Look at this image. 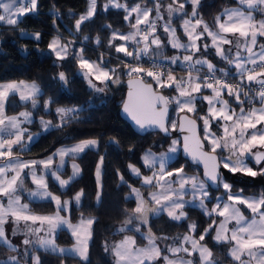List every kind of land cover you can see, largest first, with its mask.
I'll use <instances>...</instances> for the list:
<instances>
[{"label": "snow or ice", "instance_id": "obj_1", "mask_svg": "<svg viewBox=\"0 0 264 264\" xmlns=\"http://www.w3.org/2000/svg\"><path fill=\"white\" fill-rule=\"evenodd\" d=\"M200 3L201 0H183V2L172 0L165 5L163 0H153V7H148L140 4L129 6L127 2L108 0L104 5L105 11L109 7L123 9L126 21H130L134 16L135 22L131 23L133 31L119 35L113 33L114 40L124 43L112 45V41H109L116 53H123L131 60H120L123 69L118 70V68H108L110 61L103 56L100 63L90 62L84 57L83 49H80L74 57L81 70L80 74L87 80L90 89L98 93L103 92L109 82L120 83L121 74L127 75L130 91L123 110L141 130L155 128L167 135L170 130L179 129L181 133H187L183 136V152L193 163L203 165V179L199 175H187L183 166L169 170L171 157L179 151L177 139L171 141L167 152L156 154L149 149L144 153L143 165L151 172L150 175H143L140 168L129 164L130 173L141 181L142 187L159 190L150 193L151 201H149L142 196L140 189L131 188V193L136 198V206L133 214L124 221L120 231H125L127 226L133 225L134 222H136L135 231H140V225H146L150 215L159 216L162 213H166L173 221H182L186 219L184 209L192 206L201 209L204 215L210 218L214 215L223 218L219 223L212 219L198 239L184 235L179 246H167V252L171 253L172 258L162 255L163 250L156 244L157 238L150 230L147 234L149 243L146 247L134 249L135 240L131 236H126L120 244L112 248L116 264H145V262L155 264L160 259L164 264H196L193 259H185L178 255L180 253L187 254L188 257L198 253L199 264H216L213 253L201 243L205 240V236L213 231V225H216L213 239L217 243L234 242L230 255L236 264H264V191L252 196H245L242 190L234 191L233 185L228 182L225 172L222 171L226 170L233 175L241 173L252 178L264 176V151L258 150L264 149V43H260L258 39L264 38V0H239V7L224 10L223 15L226 19L223 22L220 17L216 18L218 30L215 31L199 18L197 9ZM186 4L192 7L190 17L185 11ZM96 9L97 0H88L86 14H82L76 20L77 30L83 22L93 17ZM37 10L38 0H0V22L17 26V17H23ZM153 12H155L154 17H152ZM256 13L261 15L260 20L256 19ZM181 14L188 17L182 21L187 42H181L172 23L174 15ZM141 25L144 27L141 28ZM158 27L162 28L166 35L167 43L157 34ZM227 34H231L233 38H229ZM205 36L210 38V44L203 42ZM33 38L39 41L41 34L35 33ZM84 39L88 40L89 37ZM167 45H171L178 54L170 57L166 55ZM225 45L230 47L226 49ZM130 46L133 50H130ZM48 48L54 53L57 61H63L71 55L69 45H62L59 37L53 38ZM210 48L214 49V54L229 67L218 68L209 61L206 57L210 54ZM145 64L148 66L145 67ZM177 67L186 72V77L177 78L174 74ZM145 77L151 78L156 89L153 83L146 81ZM58 79L65 86L67 85L64 72L59 73ZM233 79L238 82L230 83L229 81ZM93 81H99L104 87H97ZM159 89H172L176 95L165 96ZM205 90H210V94H204ZM40 91L35 83L26 84L24 81L0 84V133L7 132L10 137L8 139L0 137V157L5 158L6 161L0 166V198H7L6 205L0 200V241L9 250L18 251L17 247L6 239L4 225L9 217L17 226L20 222H24L26 237L23 240L25 247L19 257L12 256L7 261H0V264H21L22 260L27 264V258H30L31 264H42L37 254L40 250L56 254L70 253L78 257L82 264H89L88 241L91 238L94 221L92 218L82 217L80 223L74 225L66 216H62L61 212L67 210L69 202H62L59 196L49 191L46 173L58 182L61 189H64L80 173L79 166L73 164L72 176L62 179L58 172L64 167L65 158L75 159L86 150L97 148L98 141L82 140L70 147L57 149L52 155L38 161L25 162L13 157V145H19L22 150L27 151L31 144L36 142L37 137L28 133L26 127H21L22 124L33 122L32 113L25 111L19 113V117H9L5 115V104L10 94L19 93L20 100L30 101L35 109L36 97ZM225 94L234 100L235 107L224 98ZM198 101L207 104L204 115L199 114ZM256 101L259 102L260 107L254 106ZM172 104H175L178 113L186 114L180 117L179 124L175 120L170 121L169 128L166 126V121ZM245 104L253 106L246 110ZM48 110V102H46L45 111ZM82 111V107L57 108L59 124L53 125L51 121L43 119L40 123L44 130L62 128L77 120ZM187 113H195L198 119L203 121L204 140L210 145L211 154L203 151L204 146L196 133L197 119L190 118ZM214 125L222 129V136L218 137L213 131ZM25 133H28L27 142L24 141ZM217 149L221 150L219 156ZM54 156L59 157V166L56 169L53 168ZM249 159L256 167L250 165ZM103 162L104 157L101 156L96 166L98 188L101 186ZM25 169L29 170L28 175L35 185L34 190L24 187L25 177L22 173ZM9 172L14 174L9 176ZM120 179L122 183H127L123 176ZM211 189L220 192V195L215 196V203L209 209L207 205L213 200ZM22 192H27L30 199L54 202L56 213L34 214L28 203H21ZM82 196V191L75 195L77 205L80 204ZM97 199H100L99 191ZM239 205L250 210L252 214L250 219L244 216ZM232 221L235 222V227L229 228ZM64 227L70 230L71 236L75 238L74 245L67 249L59 248L54 239L56 231ZM189 228L195 232L196 223H191ZM15 234L14 229L13 235ZM186 244L191 247H185Z\"/></svg>", "mask_w": 264, "mask_h": 264}, {"label": "trees", "instance_id": "obj_2", "mask_svg": "<svg viewBox=\"0 0 264 264\" xmlns=\"http://www.w3.org/2000/svg\"><path fill=\"white\" fill-rule=\"evenodd\" d=\"M119 2H127L128 5L141 2L150 6L153 0H119ZM106 3L108 0H97L96 13L89 20L83 22L79 30L75 27L76 20L87 11L88 0H38V10L20 20L17 26L0 23V83L25 80L36 82L42 89V94L38 97L40 103L35 109L28 101L17 102L14 108L9 107L7 111L11 113L24 108L33 110L37 118L31 123L30 129L40 131L38 122L40 116L51 119L54 124L59 123L56 107L83 108L77 120L62 128L41 132L36 142L32 143L27 151H21L20 147H17L15 151L21 153L24 158L40 159L52 154L62 145L86 139L99 140L97 149L86 150L76 157L81 166V174L65 189H61L54 179L48 176L49 189L64 199H71L70 209L63 213L72 222L76 223L82 217L93 218L94 223L88 246L89 264H116L114 253L109 246L112 242H117L125 236H132L138 246H144L147 243L143 232L135 231L136 222L127 226L125 231H120L124 226V221L133 214L136 206V199L129 198L131 188L139 187L143 191L150 188L141 186V181L130 173L128 165H135L140 168L143 175H148L151 172L143 165L142 159L147 150L150 149L158 153L165 152L170 147L171 141L177 138L181 145L177 130H170L167 135L160 131L140 135L121 117L120 108L126 95L129 79L127 75L121 74L118 84L110 82L109 93L103 95L90 89L87 80L80 74L81 70L74 58L80 49L84 50V57L101 62V56H103L104 59L110 61L107 67L118 68V70L123 69L120 60H131L123 53H116L115 48L109 44V41H112V45L120 44L121 41L113 39V33L127 32L131 27V22L124 19L123 9L109 7L105 11ZM232 6H239V1L201 0L198 13L203 20L214 25L216 18L227 7ZM187 8L192 9L191 5H187ZM182 20V14L173 20V23L178 26L179 33H183ZM25 31L31 34L40 33L41 39L37 41L31 35H21ZM54 36L68 42L71 47V55L62 62H57L55 55L48 49ZM85 37H89V39L85 40ZM164 38L167 39V37ZM165 43H167L166 40ZM166 50L170 52L173 49L167 45ZM209 53L207 57L217 64L218 68L226 67V62L214 54V49L210 48ZM147 66L145 64V67ZM182 71L184 70L177 67L174 73ZM60 72L65 73L68 81L66 86L58 79ZM145 79L147 82L154 83L151 78ZM159 91L169 97L176 95L172 89H159ZM205 92L208 93L209 90H205ZM48 98L51 99V109L46 112L44 101ZM229 101L234 107L236 106L232 98H229ZM255 104L260 105L258 101ZM170 106V121L175 120L178 124L179 116L182 113L176 111L175 104ZM251 106L253 105L245 104V108ZM197 108L199 114L204 115L207 111L206 102L198 101ZM191 115L200 122L201 135L204 139L203 121L198 119L197 114L192 113ZM213 129L220 130L215 125ZM109 141H115V143H109ZM204 141L206 149L209 150L208 142ZM217 153L220 154L219 151ZM101 156L104 157L102 184L101 188H98L96 166ZM180 166H183L188 173L203 177L202 169L185 159L181 150L179 156L169 163V170ZM64 175H70V173L66 171ZM121 176L127 183L121 182ZM225 176L229 183L237 190H242L243 194L258 195L264 191V176H259L257 180H248L231 173H225ZM81 191L83 196L80 204L77 205L75 195ZM98 191L100 192L99 200L97 199ZM26 200L34 213L51 214L57 211L56 205L52 201ZM185 210L187 217L182 221H173L164 214L159 217L150 215L147 224L157 229L158 236L161 238L163 234H175L179 231L185 233L193 222L197 225L196 234H201L213 218L204 215L203 211L196 207H186ZM213 232L214 229L205 236L203 242L211 248L217 264L232 262L233 259L228 254L227 243H217L213 239ZM55 240L61 246L73 244L75 241L67 229L59 230ZM19 253V250L11 251L3 243H0V261H6L9 257ZM37 254L40 256L42 264H82L78 257L70 254H56L44 250H40ZM27 264H31L30 258H27ZM155 264H164V262L160 259ZM196 264H198L197 260Z\"/></svg>", "mask_w": 264, "mask_h": 264}, {"label": "rangeland", "instance_id": "obj_3", "mask_svg": "<svg viewBox=\"0 0 264 264\" xmlns=\"http://www.w3.org/2000/svg\"><path fill=\"white\" fill-rule=\"evenodd\" d=\"M239 1V0H238ZM172 2V0H163V3L165 4V5H167L168 3H171ZM179 2H183V0H179ZM135 4H140L141 6H144V5H146V3H141V2H138V3H134V4H132V5H135ZM151 5L150 6H148V7H153V3H150ZM132 5H129V6H132ZM237 7H239V6H232V7H227L226 9H230V8H237ZM162 11H163V9H162ZM185 11L188 13V17H190L191 16V12H192V9L191 8H187V4H186V6H185ZM197 11H198V9H197ZM223 13H224V11L218 16V17H220V19H221V22H223L225 19H226V17L223 15ZM31 14H33V13H29V14H26L25 16H23V17H17V19H18V22L20 21V20H22V19H24L25 17H27L28 15H31ZM84 14H86V12L84 13ZM135 15V14H134ZM155 16V12H153L152 13V17H154ZM255 16H256V19L257 20H260L262 17H261V15L259 14V13H256L255 14ZM152 17H150V18H152ZM177 16L176 15H174V17H173V20L176 18ZM188 17H184L183 16V19H185V18H188ZM165 18H167L166 17V13H165ZM199 18L200 19H202L200 16H199ZM183 21V20H182ZM202 21L204 22V23H206L208 26H209V28L211 29V30H213V31H215V30H218V25L215 23L214 25H211V24H209L208 22H206L205 20H203L202 19ZM130 22L131 23H134L135 22V20H134V16H133V18H130ZM0 23H2V22H0ZM158 23H160V22H158ZM173 23V22H172ZM141 27H143V25H141ZM173 27H175L176 28V33H177V36L179 37V39L181 40V42H187V36H186V34L184 33V30H183V33H179L180 31L178 30V26H176L174 23H173ZM181 27H182V22H181ZM201 28H202V26H201ZM182 29H183V27H182ZM199 30V29H198ZM131 31H133V29L130 27V28H128V31L127 32H116V34L117 35H119V34H128L129 32H131ZM24 34L25 35H31V36H34V33H29V32H27V31H25L24 32ZM157 34H159V35H161V38L165 41H167V39L166 38H164V36H166L164 33H163V30H162V28H159L158 27V33ZM228 36H229V38H233L232 37V35L231 34H227ZM56 37H58V36H54L53 38H56ZM52 38V39H53ZM60 38V37H59ZM51 39V40H52ZM259 39V42L260 43H264V38H258ZM60 40H61V44L62 45H64V44H68V42H66V41H64L63 39H61L60 38ZM51 42V41H50ZM203 42H205V43H211V40H210V38L209 37H207V36H205L204 38H203ZM124 43V42H123ZM198 43H200V42H198ZM69 45V44H68ZM171 46V45H170ZM226 49L228 48V47H230V46H228V45H225L224 46ZM49 49V48H48ZM130 50H133L132 49V47L130 46ZM256 50H258V49H256ZM69 51H70V53H71V47H70V45H69ZM202 51H203V49H202ZM235 51V49H233V52ZM79 52V51H78ZM54 54V53H53ZM175 54H178V52H177V50H175V49H173V50H170V52H168L166 55H168L169 57L170 56H172V55H175ZM197 55H200V54H197ZM245 55H246V53H245ZM70 56V55H69ZM68 56V57H69ZM67 57V58H68ZM86 58V57H85ZM207 58V57H206ZM86 59H88L90 62H92V61H95V62H97V63H100V61H98V60H93V59H89V58H86ZM209 61H211L209 58H207ZM57 61V60H56ZM57 62H62V61H57ZM212 63H213V61H211ZM213 64H215V63H213ZM217 67H218V65L217 64H215ZM227 67H229L227 64H226V67H223V68H227ZM108 68H114V67H108ZM232 70L234 71V66L232 67ZM176 76H177V78H180V77H186V72L185 71H182V72H178V73H174ZM22 81H24L26 84H32V83H35L39 88H40V86L36 83V82H30V81H25V80H22ZM10 82H17V83H19L20 81H10ZM10 82H3V83H0V84H5V83H10ZM94 83H96V85H97V87H104V85L103 84H101L99 81H93ZM40 93L38 94V96L36 97V99H37V105H39V103H40V100L38 99V97L42 94V89L40 88ZM109 91H110V82L108 83V86L105 88V90L103 91V92H96L97 94H103V95H107L108 93H109ZM204 94H210V90H209V92L208 93H206V92H204ZM13 96V97H12ZM17 102H21V103H25V101H21L20 100V95H19V93H16V94H10V97H9V100H8V102H6V104H5V115L6 116H9V117H11V116H16V117H19V113H21V112H25V111H28V112H31L32 113V120H33V122L36 120V115L34 114V112H33V110H31V109H27V108H24V109H22V110H20V111H13V112H9V111H7L8 110V108L9 107H13L14 108V106L16 105V103ZM28 102V101H27ZM46 102H48V108H49V110L51 109V99L50 98H48V99H46L45 101H44V109H45V103ZM255 107H260L259 105H254ZM252 107V106H251ZM57 108H61V107H56L55 108V111H56V109ZM63 108H72V107H63ZM239 108H237V112L239 111L238 110ZM246 110L248 109V108H245ZM192 114V113H191ZM22 119V118H21ZM41 119H43V120H45V121H51L52 122V124L53 125H56V124H54L53 123V121L51 120V119H49V118H47V117H45V116H40L39 118H38V122H39V125H40V128H41V130L40 131H34V130H31L30 129V125L31 124H22L21 125V127H26L27 129H28V133H31V134H33L34 136H36L37 138L39 137V135H40V133L41 132H45V131H48V130H44L43 129V127H42V125H41V123H40V121H41ZM32 122V123H33ZM59 123H60V120H59ZM58 123V124H59ZM213 131H215L216 133H217V136L219 137V136H222V129H220V130H218V131H216V130H214L213 129ZM28 133H25V136H24V141L25 142H27V135H28ZM204 136V135H203ZM0 137H2V138H4V139H8V138H10L9 137V135H8V133L7 132H3V133H0ZM97 140V139H96ZM177 140H178V138H177ZM82 141V140H81ZM98 141V146H97V148L99 147V140H97ZM179 141V140H178ZM80 141H78V142H74V143H72V144H66V145H62V146H60L58 149H60V148H62V147H70V146H72V145H74V144H76V143H79ZM28 143H30V142H28ZM17 147H20L19 145H13V147H12V151H13V157L15 158V157H18L19 158V160H21V161H25V162H28V161H32V160H40V159H45V158H47L48 156H46V157H44V158H40V159H28V158H24L22 155H21V153H18V152H16L15 151V149L17 148ZM97 148H95V149H97ZM209 151H211V147H210V145H209ZM29 149V148H28ZM178 149H179V151H178V153L175 155V156H173V157H171V159H170V161H169V163L170 162H172L173 160H175L178 156H179V152H180V150H181V145H180V143L178 144ZM4 151H6L7 149H3ZM20 150L21 151H24V150H22L21 149V147H20ZM168 150V149H167ZM167 150L165 151V152H167ZM258 150H260V151H264V149H258ZM57 151V149L53 152V153H55ZM217 151H219L220 153H221V150L220 149H217ZM255 151V150H254ZM152 152H154V153H156V154H159L158 152H155V151H152ZM52 153V154H53ZM52 154H50V155H52ZM82 154V153H81ZM80 154V155H81ZM226 154V153H225ZM79 155V156H80ZM53 161H54V163H53V168L54 169H56L58 166H59V157L58 156H54L53 157ZM6 161H5V158H3V157H0V166H2L4 163H5ZM249 163H250V165L251 166H253V167H256L255 165H254V162L251 160V159H249ZM73 164H76V165H78L79 166V168H80V173H79V175L77 176V177H79L80 176V174H81V166H80V164H79V162L76 160V158L75 159H71V158H68V157H66L65 158V164H64V167L58 172V174H60L61 175V178L62 179H68L70 176H72V165ZM135 166V165H134ZM137 167V166H136ZM139 168V167H138ZM66 171H68L69 173H70V175H64L65 174V172ZM102 171H103V164H102V166H101V175H100V185L102 184ZM225 173H227V174H229L226 170H223ZM28 172H29V170L28 169H25L24 170V173H22V175H24V177H25V179H24V187H25V189H28V190H34L35 189V185L32 183V181H31V176L30 175H28ZM142 172V171H141ZM185 173L187 174V175H189V176H192V175H197V174H191V173H188V172H186L185 171ZM14 173H12V172H9L8 173V175L9 176H11V175H13ZM37 174L39 175L40 174V167L38 166L37 167ZM151 174V173H150ZM150 174H148V175H150ZM235 175H237V176H240V177H243V178H246V179H254V180H257L258 179V177L259 176H257V177H255V178H252V177H247V176H244L243 174H241V173H237V174H235ZM48 176H51L50 174H48V173H46V181H47V183H48ZM52 177V176H51ZM76 177V178H77ZM53 178V177H52ZM200 178L201 179H203V177H201L200 176ZM54 179V178H53ZM54 181H55V179H54ZM73 181V180H72ZM72 181H70V183L72 182ZM57 184H58V182L57 181H55ZM229 182V181H228ZM69 183V184H70ZM59 185V184H58ZM175 186V185H174ZM67 187V186H66ZM65 187V188H66ZM64 188V189H65ZM99 188H101V186L99 187ZM134 188H138V189H140L139 187H134ZM159 189H156V188H148V189H145V191H143L142 189H140V192H141V194H142V196L145 198V199H147V200H149V201H151V195H150V193L152 192V191H158ZM233 190L234 191H239V190H237L236 188H234L233 187ZM49 191H51L50 189H49ZM222 191V190H221ZM52 192V191H51ZM54 195H57L56 193H54V192H52ZM210 194L213 196V200H212V203H208V208L209 209H211V207L213 206V204L215 203V196H217V195H220V192H217L216 190H214V189H211L210 190ZM245 196H252V194L251 195H248V194H244ZM57 196H59V195H57ZM130 197H133V198H135V196H134V194H130L129 195ZM21 197H22V199H21V203H28L29 204V202L26 200V199H30L29 197H28V195H27V192H22L21 193ZM60 197V196H59ZM60 199H61V201L63 202V201H68L69 202V205H68V208H67V211L70 209V206H71V204H72V201H71V199H64V198H62V197H60ZM136 199V198H135ZM186 199H188V197H186ZM0 200H2L3 201V203L6 205L7 204V198H0ZM31 200H34V199H31ZM37 201V200H36ZM207 203V202H206ZM29 207H30V205H29ZM192 207H195V206H192ZM239 207L241 208V211L243 212V214H244V216L247 218V219H250L251 218V212H250V210L249 209H247L245 206H243V205H239ZM197 208V207H196ZM184 211L186 212V210L184 209ZM34 213V212H33ZM56 212H54V213H51V214H38V215H54ZM34 214H37V213H34ZM166 215L167 216V214L166 213H162V214H160V215ZM61 215L62 216H66L68 219H69V217L67 216V215H65L63 212H61ZM159 215V216H160ZM159 216H153V217H159ZM186 217H187V212H186ZM88 218H90V217H88ZM93 219V218H92ZM212 219H215L216 221H217V223H219V221L221 220V219H223V218H221V217H218V216H213V218ZM70 220V219H69ZM70 222L72 223V224H79L80 223V220L78 221V222H76V223H74V222H72L71 220H70ZM211 223V221L209 222V224ZM208 224V225H209ZM37 227L39 226V224L37 223V225H36ZM208 227V226H207ZM206 227V228H207ZM215 227H216V225H213V229H215ZM233 227H235V222L234 221H232L230 224H229V228H233ZM4 228H5V232H6V239L12 244V245H15L16 247H17V249L19 250V252H22L23 251V249H24V245H23V240L26 238L25 237V234H24V222H20V224H19V226H17L13 221H12V218L11 217H9V219H8V222L4 225ZM16 230V234L15 235H13V230ZM63 229H67L66 227H64ZM92 229V228H91ZM59 230H61V229H58L57 231H56V233L54 234V239L56 238V235H57V233L59 232ZM68 230V229H67ZM149 230L151 231V233L153 234V236H155L157 239H156V244L163 250L162 251V255H168L170 258H172V255H171V253H168L167 252V246H171V245H175V246H179V244L182 242V240H183V236L184 235H191L194 239H198L199 238V235L200 234H196V231L195 232H192L191 230H190V228H189V230L187 231V232H185V233H182L181 231H179V233H175V234H171V233H169V234H163V236H165L167 239H163L162 241H161V239H160V237L158 236V231H157V229H155L154 227H152V226H150L149 224H146V225H140V231L141 232H143V235L146 237V239H147V234H148V232H149ZM70 231V230H69ZM203 232H204V230H203ZM202 232V233H203ZM92 233V232H91ZM201 233V234H202ZM41 234H43V233H41ZM163 236H161V237H163ZM215 236V231L213 232V237ZM126 237V236H125ZM124 237V238H125ZM132 237V236H131ZM74 238V237H73ZM124 238H122V239H120V240H118L117 242H112L111 244H110V246H109V248H110V250H112V248H113V246L114 245H118V244H120L121 243V241H123L124 240ZM133 238V237H132ZM91 239V238H90ZM90 239H89V241H88V246H89V242H90ZM134 239V238H133ZM74 240H75V238H74ZM135 240V239H134ZM56 241V240H55ZM0 243H3L2 241H0ZM74 243H75V241H74ZM74 243L73 244H70L69 246H66V247H62V246H59L57 243V246L59 247V248H71L73 245H74ZM148 243H149V241H148V239H147V243L144 245V246H138L136 243H135V245H133V248L135 249V248H142V247H146L147 245H148ZM202 244H204V245H206L203 241L201 242ZM233 244H234V242L232 243V244H229V243H227V246H228V254L230 255V249H231V247L233 246ZM185 247H191L189 244H186V245H184ZM207 246V245H206ZM208 247V246H207ZM209 248V247H208ZM209 250L212 252V250H211V248H209ZM113 252V251H112ZM213 253V252H212ZM20 254V253H19ZM19 254H17V255H14V256H17V257H19ZM178 255H181V256H183L185 259H193L195 262H196V260L198 261V264H199V255H198V253H194L193 254V256L192 257H188L187 256V254H184V253H180V254H178ZM231 256V255H230ZM12 257V256H11ZM213 257H214V255H213ZM10 258V257H9ZM8 258V259H9ZM246 258V257H245ZM8 259H6V261L8 260ZM116 259V258H115ZM219 262V261H218ZM21 263H24V261L22 260L21 261ZM145 263H148V262H145ZM216 264H217V262H216ZM218 264H236V262H234V261H232V262H219Z\"/></svg>", "mask_w": 264, "mask_h": 264}, {"label": "water", "instance_id": "obj_4", "mask_svg": "<svg viewBox=\"0 0 264 264\" xmlns=\"http://www.w3.org/2000/svg\"><path fill=\"white\" fill-rule=\"evenodd\" d=\"M128 80H129V79H128ZM148 83H151V82H148ZM153 87H154V89H156L154 83H153ZM129 91H130V87H129V83H128V81H127L126 95H125L124 101H123V103H122V106H121V108H120V115H121V117L131 125V127L133 128V130H134L136 133H138V134H140V135H143V134L148 133V132H157V131H159L158 129H155V128H150V129H147V130H141V129H140V128L134 123V121L131 119V117H130V116H129V115L123 110V105H124L125 101L128 100V93H129ZM160 92H161V94L165 95V93H163L162 91H160ZM165 96H166V95H165ZM185 114H186V113H182V114L179 116V119H180L181 116H183V115H185ZM187 115H188L190 118L196 119L194 116H192V115L189 114V113H187ZM170 116H171V106L169 107V117H168V121H166V126H168V124H169ZM179 119H178V124H179ZM176 132H177V134L179 135V137H180V139H181V154H182V156H183L185 159H187L188 161H190L192 164L198 165V166L202 169V176H203V165H202V164H196V163H193L192 160H191V158H190V157H187V156L185 155V153L183 152V136H184L185 134H187V133H181V132L179 131V129H177ZM196 133H197V136L200 138V140H201V142H202V144H203V146H204V147H203V151L208 152V153L211 154V151H209V150L206 149V143H205V141H204V139H203V137H202V135H201V124H200V122H199L198 120H197V125H196ZM217 155L219 156L218 153H217Z\"/></svg>", "mask_w": 264, "mask_h": 264}, {"label": "crops", "instance_id": "obj_5", "mask_svg": "<svg viewBox=\"0 0 264 264\" xmlns=\"http://www.w3.org/2000/svg\"><path fill=\"white\" fill-rule=\"evenodd\" d=\"M187 5H190V4H187ZM164 37H166V36H164ZM121 43H123V41H121ZM167 52H168V51L166 50V54H167ZM207 58H208V57H207ZM211 61H212V60H211ZM213 63H214V62H213ZM224 98L229 100L230 97H228V96L226 95V96H224ZM217 106H219V105H217ZM259 106H260V105H259ZM68 231H69V230H68ZM69 232H70V231H69ZM70 233H71V232H70ZM59 246H61V245H59ZM66 246H69V245H66ZM66 246H62V247H66ZM68 254H70V253H68ZM70 255H72V254H70Z\"/></svg>", "mask_w": 264, "mask_h": 264}, {"label": "built area", "instance_id": "obj_6", "mask_svg": "<svg viewBox=\"0 0 264 264\" xmlns=\"http://www.w3.org/2000/svg\"><path fill=\"white\" fill-rule=\"evenodd\" d=\"M144 27V26H143ZM143 27H141V28H143ZM206 71V70H205ZM145 78H147V77H145ZM230 83H237L238 81L237 80H235V79H233V80H230L229 81ZM253 87H256L255 85H253Z\"/></svg>", "mask_w": 264, "mask_h": 264}]
</instances>
